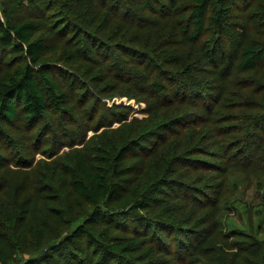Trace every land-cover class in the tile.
<instances>
[{
    "label": "trees",
    "instance_id": "trees-1",
    "mask_svg": "<svg viewBox=\"0 0 264 264\" xmlns=\"http://www.w3.org/2000/svg\"><path fill=\"white\" fill-rule=\"evenodd\" d=\"M111 1L93 0L103 10ZM244 1L248 0H116L114 6L111 5L114 12L110 14H114L127 30L138 29L141 34H147L148 40L152 38L153 46L147 50L124 41L110 44L93 31L86 35V30L81 29L78 34L79 38L80 34L92 38V45L84 44L86 51L94 52L98 46L99 49L114 48L118 54L113 59L104 60L108 62L107 70L110 72L115 66V78L132 82L135 87L140 82L144 85L147 82L146 93L154 92L157 98L169 92L166 104H178L172 102L189 99L190 103L199 107L206 104L207 97H211L209 89L212 85L208 82L197 80V84L191 86L183 81L196 75L194 62L201 61L202 71L219 75L222 82L230 79L235 71L251 75L248 81L238 82V86H250L247 82L255 85V89L263 93L261 100L243 102L241 106L244 110L240 114L225 112L222 115L233 123L229 126L223 124L225 145L237 138L244 143L230 156L234 161L251 166L252 159L259 163L262 159L259 152H264V0L251 13L243 12L241 3ZM44 2L0 0V51L7 52L13 48L26 58L23 68L0 79V122L10 125L11 122H18L28 137L53 108L64 116H68L72 108L68 93L63 88L64 83L40 64L47 41L43 36H35L37 23L32 19L15 21L27 3L38 5ZM63 8L66 9V3ZM156 14L168 15L169 25L176 29L172 33L176 36V51L169 54L156 52L161 38L158 29L160 18ZM254 21L262 26L259 35L253 33ZM208 34L209 39H206ZM80 45L74 39L65 44L75 49ZM73 57L76 61L85 59L83 55ZM185 59L188 63L182 69L167 67L169 63L178 65ZM124 64L128 67L124 68ZM140 65L146 66V69L138 71L137 66ZM258 73L263 78L259 82L254 79ZM83 99L81 106L88 101V93L83 94ZM94 110L89 114L90 121L95 118ZM217 112L204 119L194 116L193 120L206 124L213 120ZM190 123L187 115H179L169 122L139 129L121 145H114L106 132L102 135L106 138L104 145L93 147L91 154L79 149L66 153L64 157L71 160L65 167L68 179L63 180L62 185L72 187L90 209L76 225L71 218L62 220L63 228H54L58 234L52 240L49 239L51 223L46 215L43 216L40 203L43 200L55 203L61 199L54 192L53 185L47 183L46 174L39 178L34 189L24 187L15 192L8 202L0 201V264L165 263L158 262L154 255L167 256L175 251L170 232L182 230L183 225L180 223L179 227L176 221L177 213L182 206L188 205L179 200L178 191L182 183L176 175L180 173L181 165L184 167L190 160L205 161L198 157L200 154L216 155L196 143L189 149L173 152L162 163L157 159L152 166H148L147 179L143 180L146 169L142 165L148 163L146 157L152 149L145 152L147 154L140 149L147 147L166 130L176 132L173 138H177ZM181 125L182 129H174ZM227 127L230 130L226 131ZM42 129L46 130L39 132L36 141L32 137L36 150L41 148L50 132L47 125ZM168 137L163 139V145L167 143L169 146L177 140L181 143L179 138L169 140ZM149 230H152L150 235L147 234ZM200 235V241L204 242L206 238ZM249 244L259 250L247 254L244 244L234 253L225 251L224 256L222 247H217L221 258H215L216 262L213 259L210 261L237 264L242 259L246 264H264V238ZM182 249L186 256H194V251H187L185 246ZM26 253H29L27 258L20 257ZM228 255H231L230 260H227Z\"/></svg>",
    "mask_w": 264,
    "mask_h": 264
},
{
    "label": "rangeland",
    "instance_id": "rangeland-1",
    "mask_svg": "<svg viewBox=\"0 0 264 264\" xmlns=\"http://www.w3.org/2000/svg\"><path fill=\"white\" fill-rule=\"evenodd\" d=\"M115 1L109 2L110 5L107 4L103 10L101 7L98 8L93 0H45L38 5L27 3L15 17L16 22L32 19L37 23L35 36H43L47 41V48L40 64L64 83L63 88L68 93L72 108L68 116L53 108L46 115V119L38 123L30 137L25 135L18 122H11V125L0 122V201L8 202L15 192L24 187L34 189L39 178L46 174L47 183L53 185L54 192L61 199L55 203H50L49 200L40 203L43 216L46 215L45 218L51 223L49 239L52 240L54 235L58 234L54 228L61 227L62 230L64 223L62 220L71 218L72 223L76 225L90 209L89 205L82 203V199L72 187L62 185L63 180L68 179L65 167L71 160L64 157L66 153L79 149L91 154L93 147L104 145L106 138L102 135L106 132L114 145H121L139 129L144 130L154 123L158 125L169 122L179 115H187L191 121L189 126L183 129V125L174 128L176 131L182 129V133L177 137L181 143L177 140L169 146L167 143L163 145L165 137L170 136L169 140L174 139L176 132L173 133L170 129L171 132L164 131L165 133L154 138L151 144L148 143L147 147L140 149L144 153L152 149L150 155L146 157L148 163L142 165L146 169L143 180L147 179L148 166H152L157 159L162 163L172 156L173 152L189 149L196 143L204 145L207 147L205 149L214 151L216 155L212 157L207 153L200 154L198 157L205 161L190 160L184 167L181 165L180 173L176 175L182 183L178 191L179 200L188 204L182 206L177 213L176 221L179 227L180 223L183 225L182 232H170L174 252L167 256L157 253L154 259L159 260L158 262L165 261L163 264H216L215 258H221V252L217 247L224 250L222 255L225 251L234 253L244 244L247 254L253 253V250L258 251V247L250 246L249 243L264 238V152H259L262 157L259 163L252 159L251 166L246 162L241 164L234 161L230 155L244 143L237 138L225 145L223 124L229 126L233 123L226 120L227 116L222 115L225 112L240 114V111L244 110L241 106L243 102L250 99L259 101L263 93L249 82L247 83L250 86H238V82H243L244 79V82L248 81L251 75L235 71L230 79L222 82L223 79L219 75L203 72L201 61L194 62L196 75L190 79H183L191 86H195L197 80L212 85L209 89L211 97H207L206 104L199 107L193 105V102L190 103L189 99L172 102L178 104H166L169 92L157 98L154 92L146 93L147 82L146 85L140 82V85L135 87L132 82L115 78L116 67L113 66L109 72L108 62L104 60L113 59L118 53L112 47L99 49L98 46L94 52L84 50V44H93L92 38L86 35L94 32L110 44L124 41L144 50L152 47L154 42L152 38L148 40L147 34H141L138 29L127 30L114 14H110L111 11L114 12L111 5L114 6ZM64 3L66 9L63 8ZM262 3V0H248L242 2L241 7L244 13H251ZM68 10L72 21L67 16ZM156 17L160 18L158 29L162 34L156 52L164 51L165 54H169L176 51L178 49L177 45H174L176 36L172 34L176 29L169 25L168 15L156 14ZM91 22L93 25H90ZM259 25L258 21L253 22L254 35L261 33L262 26ZM81 29L86 30V35L80 34L79 38L78 31ZM61 32H64L63 38ZM205 38L209 39V34ZM73 39L81 43L79 48L65 46L67 41L71 42ZM89 54L91 56H85ZM73 55H83L85 59L76 61ZM25 62V56L13 48L7 52L0 51V79L18 68H23ZM187 63L185 59L178 65L169 63L167 67L179 70ZM126 67L128 65L124 64V68ZM145 69L146 66H137L138 71ZM254 79L257 82L263 80L260 73L257 77L254 76ZM84 93H88L89 99L81 106ZM231 107L238 109L234 110ZM93 109L95 118L90 121L89 114ZM216 111H218L216 116L209 123L199 124L193 120L194 116L204 119ZM46 125L50 132L46 135L41 148L36 150L32 137L36 141L39 132L41 130L45 132L46 129L42 128ZM228 130L229 127L226 131ZM219 140L221 142H218ZM70 165L72 167V164ZM191 228L193 230H189ZM151 233L152 230H149L147 234ZM200 234L206 238L204 242L200 241ZM196 244L198 245L194 248ZM182 246H185L187 251H194V256L192 258L186 256ZM28 255L29 253L21 254L20 257L27 258ZM230 258L231 255H228L227 260ZM211 259L215 262H211ZM237 264H246V261L240 259Z\"/></svg>",
    "mask_w": 264,
    "mask_h": 264
}]
</instances>
